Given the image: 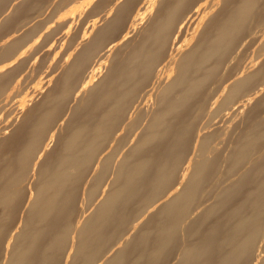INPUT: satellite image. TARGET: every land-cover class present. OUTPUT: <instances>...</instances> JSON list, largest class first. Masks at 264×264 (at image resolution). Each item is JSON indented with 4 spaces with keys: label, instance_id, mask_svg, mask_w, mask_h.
Wrapping results in <instances>:
<instances>
[{
    "label": "bare ground",
    "instance_id": "bare-ground-1",
    "mask_svg": "<svg viewBox=\"0 0 264 264\" xmlns=\"http://www.w3.org/2000/svg\"><path fill=\"white\" fill-rule=\"evenodd\" d=\"M138 4L5 107L0 264H264V0ZM215 106L249 121L225 163Z\"/></svg>",
    "mask_w": 264,
    "mask_h": 264
},
{
    "label": "crops",
    "instance_id": "crops-1",
    "mask_svg": "<svg viewBox=\"0 0 264 264\" xmlns=\"http://www.w3.org/2000/svg\"><path fill=\"white\" fill-rule=\"evenodd\" d=\"M119 1L122 0H112L111 4ZM104 6L106 14V0ZM92 8L93 0H0L2 109L5 108L4 102L13 79H22L23 73L43 72L44 63L58 65L74 54L76 45L82 47L91 41L97 22L92 21ZM82 35L85 37L82 38ZM54 69L58 70V66H53ZM11 73L15 74L14 77Z\"/></svg>",
    "mask_w": 264,
    "mask_h": 264
},
{
    "label": "rangeland",
    "instance_id": "rangeland-1",
    "mask_svg": "<svg viewBox=\"0 0 264 264\" xmlns=\"http://www.w3.org/2000/svg\"><path fill=\"white\" fill-rule=\"evenodd\" d=\"M126 1V3H124ZM122 0V1H119L118 3H114V4H111L112 3V0H106V2H107V6H108V10H107V16L105 17L104 16V14H105V6H104V2H105V0H96V2H95V0H93V8H92V10H93V12H92V21L93 20H96L97 22L95 23V29H96V27L97 26H100V24H106V22L105 23H103V21L105 20V21H110L111 19H112V17L114 18V17H116L117 16V14H118V11L120 10L122 13H124V15H122V17H124V18H122L121 17V15H120V17H121V19H123V21L121 20V22L119 23L120 25V27L121 28H123L122 30H124V28L126 29V27H128L129 25H131L132 24V17H134V15H135V13L137 12V10H138V8H137V5H139L138 3H140V1L141 0H131V1H128V0ZM127 1H128V3H127ZM123 2V3H122ZM130 2H132V6H130L129 7V3ZM136 4H134V3ZM122 4H125V5H122ZM126 4H128V5H126ZM115 5V6H114ZM119 5V6H118ZM122 6V7H121ZM135 6V7H134ZM115 7V8H114ZM121 7V8H120ZM124 8V9H123ZM126 9V10H125ZM103 11V12H99V11ZM115 11V12H114ZM111 12H113V13H111ZM128 12V13H127ZM110 14H111V16L112 17H110ZM115 15V16H114ZM128 15H129V17H128ZM126 18H127V20H126ZM100 20V21H99ZM92 21H91V24H92ZM108 21V22H109ZM107 22V23H108ZM125 22V23H124ZM123 25V26H122ZM120 28V29H121ZM95 29H94V31H95ZM258 31V30H257ZM257 31L255 32V35H256V39H254L253 37H254V35H250V36H248V37H246L244 40H243V42H242V44H240L239 43V45L240 46H238L237 47V49H239V51H240V53H241V51H242V53L241 54H239V55H241L240 56V60L241 59H244V60H242V61H240V62H242V63H244L243 61H247L246 59L248 58V60H250V59H252L253 57L255 58L258 54H260V51L261 52H264V33H263V31L262 30H260L259 29V31H258V33H257ZM262 31V32H261ZM259 32H261L260 34H262V35H260L259 34ZM119 33V32H118ZM92 34H93V30H92ZM139 34V33H138ZM134 35V36H133ZM133 35H132V37L135 39V38H137V33H133ZM257 35L258 36H260L261 38H259V37H257ZM83 37H85L84 35H82V38ZM113 37H111V39H112ZM132 38V39H133ZM257 38H259V40L257 39ZM110 38H108V40H111ZM251 39V40H250ZM250 40V41H249ZM261 40V41H260ZM129 41H131V39L130 40H125V42H122V43H124V44H120V46L119 45H117V47L118 48H116V50H119L120 52H124V48H125V46H126V42H129ZM247 41V42H246ZM259 41V42H258ZM251 42V43H250ZM259 44H257V43ZM250 44V45H249ZM255 44V45H254ZM123 45H125L124 47H123ZM253 46V47H252ZM122 49H121V48ZM241 47V48H240ZM244 47V48H243ZM252 47V48H251ZM261 47V48H260ZM263 47V48H262ZM77 48H79V45H76V48H75V52H74V54L72 55L73 57L75 56V54H76V52L78 51V49ZM256 48V49H255ZM258 48V49H257ZM236 49V50H237ZM242 49H244V50H242ZM249 51H248V50ZM77 50V51H76ZM253 50V51H252ZM255 50H256V52H255ZM238 51V50H237ZM236 51V52H237ZM238 51V52H239ZM247 51V53H245ZM236 52H234L235 54H236ZM251 52V53H250ZM258 52V53H257ZM235 54H231L232 55V57H228L227 58V60H225L223 63H222V65H221V67H220V69H219V73H218V75L220 76L219 77V79H220V81L221 80H225L226 79V77H228L229 76V73L227 74V72H228V68L230 67L229 65L231 64V61H232V58L234 57L233 55H235ZM243 54H244V56H243ZM72 56H70V57H66L64 60H62V61H60L59 63H58V65H57V63H44V71L42 72H40V71H38V72H36V73H23V75H22V79L21 78H17V80H14V82H13V85H12V87H11V90H10V93H8V95H7V98H6V103H4V105H5V107L6 108H9V106H11L12 105V107L13 106H15V104L17 105L18 103H20V99L22 98V97H25V98H27V94L31 91H33V87H36V88H38V89H41V88H43V85H42V82L43 81H45V80H47V79H49L50 77H48V76H55V74H59V73H61L62 71H63V68L65 67V65L66 64H68L67 63V60H68V62L70 63V60H72L73 59V57ZM243 57V58H242ZM228 61V62H227ZM65 62V63H64ZM241 63V64H242ZM49 64V65H48ZM225 64L227 65V66H225ZM53 66L54 67H57L58 66V70H53ZM64 66V67H63ZM226 67V68H223V67ZM229 66V67H228ZM224 69V70H223ZM228 69V70H227ZM103 70H105L106 71V67L103 69ZM227 70V71H226ZM105 71H103V73H105ZM223 71V72H222ZM52 73V74H51ZM49 74V75H48ZM221 74V75H220ZM226 74H227V76H226ZM14 75V74H13ZM26 76V77H25ZM224 79H223V78ZM45 79V80H44ZM24 80V81H23ZM26 80V81H25ZM262 87H264V86H262ZM35 88V89H36ZM31 89V90H30ZM16 91V92H15ZM19 92V93H18ZM30 92V93H31ZM14 95V96H13ZM12 98H13V100H12ZM37 98V99H36ZM34 100L35 101H38V100H40V96L39 97H36ZM15 103V104H14ZM11 104V105H10ZM9 105V106H8ZM6 108H4V109H1L0 111L2 112V113H0V121H3V119H6L7 118V121H8V119L9 118H11V114L7 117V115H8V113H10V111H13V110H11V109H6ZM214 108H215V110H217V111H214V113H212V111L214 110ZM213 110H210L209 111V113H208V111H207V113H206V111H205V114H204V116L202 115V117H201V119H200V121L198 122L199 124H197V126L199 125L200 126V123L201 124H203V119H207L206 117L207 116H209V120L211 119V118H213L212 117V115L213 114H215L216 113V115H215V117H214V120H215V122H216V124H218L217 126H216V129H213V131L214 130H218V129H223L224 128V131H228L227 133H229V135L227 134V136H229V137H227L224 133L221 135L220 133H218L217 134V136L215 137V139H216V141L218 140V142H219V140L221 139V138H223V136L225 137L224 138V141L226 142L227 140V138H229L230 139V141L228 140V145H227V143H226V149L225 148H223V147H225L224 145H222L221 144V149H220V151L222 150V149H224V151H222V152H225V151H228V152H225V153H221L220 155H221V159L224 157V155L226 154L227 155V153H229V150L228 149H231V147H232V145L234 144V140H236V137H238L237 135H239L240 134V132L241 131H243L246 127H244V126H248V119L246 120L245 119V117L246 116H244L243 114L242 115H239V114H237V115H239V116H241L242 118H239V117H237V118H235L237 115L236 114H234L235 115V117L233 116V114L232 115H230V117L228 118V119H225V117L224 118H222L223 116H222V111L217 107V106H215V107H213L212 108ZM5 110V111H4ZM220 112H221V114H220ZM212 114V115H211ZM218 114V115H217ZM207 115V116H206ZM231 116H233V117H231ZM3 117V118H2ZM219 118V119H218ZM225 119V120H224ZM238 119H242L241 121H239ZM201 120H203V121H201ZM208 120V119H207ZM230 120V121H229ZM239 121V123H238V121ZM6 121V120H5ZM246 121V122H245ZM205 122V121H204ZM206 122H209V121H206ZM205 122V123H206ZM212 122H213V120H212ZM211 121H210V123H212ZM243 122H245V124L246 125H244V123ZM204 123V124H205ZM228 124V125H225V124ZM231 123V124H230ZM238 125H237V124ZM216 124H212V126L211 127H214L215 128V126L214 125H216ZM241 124V125H240ZM235 125H236V127H235ZM221 126V127H220ZM226 126H230V127H226ZM242 126H243V130L241 129L242 128ZM220 127V128H219ZM239 127H241V128H239ZM218 128V129H217ZM234 128H236V129H234ZM241 130V131H240ZM237 134V135H236ZM227 137V138H226ZM218 138V139H217ZM215 139H214V141H215ZM234 142H233V141ZM225 142L223 143V144H225ZM232 143V144H231ZM228 146H230V148L228 147ZM225 157L222 159V163H225V162H223V160L225 161ZM221 163V164H222ZM225 168V164H222V169H224Z\"/></svg>",
    "mask_w": 264,
    "mask_h": 264
}]
</instances>
